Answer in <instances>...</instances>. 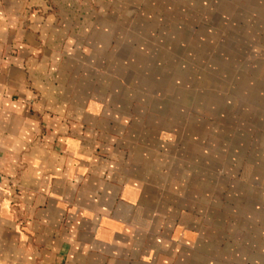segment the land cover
Masks as SVG:
<instances>
[{
  "label": "crops",
  "instance_id": "crops-1",
  "mask_svg": "<svg viewBox=\"0 0 264 264\" xmlns=\"http://www.w3.org/2000/svg\"><path fill=\"white\" fill-rule=\"evenodd\" d=\"M0 264H264V0H0Z\"/></svg>",
  "mask_w": 264,
  "mask_h": 264
}]
</instances>
